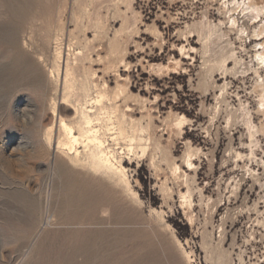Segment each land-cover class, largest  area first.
I'll return each mask as SVG.
<instances>
[{
  "label": "rangeland",
  "instance_id": "374dc122",
  "mask_svg": "<svg viewBox=\"0 0 264 264\" xmlns=\"http://www.w3.org/2000/svg\"><path fill=\"white\" fill-rule=\"evenodd\" d=\"M14 1L0 0V264H264V115L241 48L260 23L241 16L247 0ZM232 50L243 61L224 70ZM78 80L118 94L126 136L142 139L129 154L100 124L129 187L55 148Z\"/></svg>",
  "mask_w": 264,
  "mask_h": 264
},
{
  "label": "bare ground",
  "instance_id": "6f19581e",
  "mask_svg": "<svg viewBox=\"0 0 264 264\" xmlns=\"http://www.w3.org/2000/svg\"><path fill=\"white\" fill-rule=\"evenodd\" d=\"M18 1H20V0H18ZM18 1L16 0L17 3L13 4V7H14V5L17 7L16 4H19L21 2V1L20 2H18ZM31 1L32 0H24V4L26 6H28V7H26L27 9L30 7L29 5L31 4ZM40 1H42V0H40ZM236 5L238 8H241V11H240L241 16L244 18H247L248 21L252 22L251 25H254V24L258 25L260 23V26H255L253 28L251 36H249V34H247V38L250 39L249 44H252L251 49H249L247 51L245 46L244 45L242 46V44H241V48H242V51L244 53L243 54L244 57L246 55H248L250 52L252 53V56H250V58H251L250 62L253 64V72H254L255 76L257 77L256 85H257L258 90H259L258 112H260L261 114L264 115V16L262 17V15H264V0H247V2L242 1L241 4L236 3ZM20 6L23 8L22 4ZM30 9L32 10V8H30ZM30 9H28V11ZM47 9L49 10L50 8L48 7ZM18 10L19 9L16 10L17 15L20 14V16L16 15V17H21V15H23V13H21L23 10L22 9H21V11L19 10L20 11L19 13H18ZM12 12L13 11H11V13ZM37 12H38V10H37ZM228 12H230V11H228ZM31 13H32V11H31ZM15 14H16V12H14V16H15ZM32 14L30 16H32ZM23 16H22V18H24ZM30 16H29V20H30ZM33 17H34V20H33V18H31V19L34 22L37 21V23L41 18L40 16L38 18L35 17V14L33 15ZM46 17H48V16H46ZM96 19H98V18H96ZM99 19H100V17H99ZM19 20L20 21H26L25 19H23V20L19 19ZM14 21H16V20H14ZM100 21H101V19H100ZM32 23L33 22H31V24ZM228 23H229L231 28H236L238 33H244L245 32V30L243 28H240L238 30V27H239L238 26L239 25L238 19L234 17V14H232L231 16L228 17ZM29 24H30V22H29ZM234 52L235 51L232 50L231 52H229V55L222 60L221 64H222V67L224 68V70L227 69V66L231 63V60L234 61L235 65L237 63H240L243 61L242 58L235 57ZM74 55L75 56L80 55V52H76V54H74ZM75 60H77V59H75ZM74 65H75V63H74ZM73 74H74V69L72 68V64H69L68 59H66V61H65V89H66V91L69 89L68 88L69 87L68 77L73 75ZM79 83H80V89L79 90L72 89L70 91V92H72L71 97H73L74 104H76L79 107L77 109L78 112L75 113L76 114V119H75L76 121L73 124H67L65 122L64 118H60L59 122L57 121L58 125H56V126H57L58 130L61 132L63 139L59 140L57 142L55 148L57 149V151L59 150L62 153H65L67 156H71L69 158H71V160L73 162L84 163V164L88 163L95 172L101 174L102 176L107 177L108 179L114 180L116 183L123 184V185L129 187V182H128V178L126 175V169L123 167V165L121 164L120 161L116 160L115 152L110 149V147L106 144V141L104 140L103 136H101L100 124L104 122L105 124H107V126L108 125L111 126L110 128L108 127L105 130H106V132L107 131L111 132V134L113 136H115L113 138L114 140L117 137L129 138V147L127 148V153H129V154L132 153L133 143L135 141L141 142L142 139L140 137L135 139L132 136H129V137L126 136V131L124 128V126L126 124L125 114L121 113L120 116L117 114V112H118L117 100L119 98L118 94H115L110 98H107L105 96L106 95V92H105L106 85L105 84H103V86L99 88L94 83H89V82H84V81L83 82L79 81ZM91 90H94L96 93L95 97H93V98H90V95H89V92ZM103 99H106L108 106H104V107H101L99 109L94 108V105L101 103V101ZM88 106H90V108H88ZM125 108H126L125 111H131L129 106H126ZM141 132H142V130H141ZM117 139H119V138H117ZM76 146H81L82 150L79 151L78 149H76ZM141 150H142V152H144V148H142ZM61 162H64V161H61ZM56 163L57 164L55 166H57V170L59 171L58 175L60 174V172L61 173L63 172V174L66 173V169H64V168H66V166L64 167V165H61L60 162H56ZM63 174L60 175V178H61L60 182L63 179V177H61V176H63ZM77 174H79V173H77ZM77 176H76V178H77ZM79 177H78V179H79ZM73 178H74V176H73ZM67 180H65V181L63 180L62 182L66 183ZM76 182L78 183L77 180H76ZM70 183H69L70 192H73L74 196L77 193L79 194V192H80L79 187H81V185L79 187H77L78 185L77 186L75 185L76 184L75 181L73 183V179H72V185ZM66 188L68 189V183H66ZM66 188H63V189H65L64 194H66V191H67ZM82 189H83V187H82ZM84 190H82L80 193L82 196L86 195V194L85 195L82 194V192ZM75 192H77V193L75 194ZM83 193H85V192H83ZM62 196L64 197L66 195H63V193H62ZM67 196H68V198L70 196L68 194V192H67ZM70 198H71V196H70ZM66 200H67V197H66Z\"/></svg>",
  "mask_w": 264,
  "mask_h": 264
},
{
  "label": "trees",
  "instance_id": "16d2710c",
  "mask_svg": "<svg viewBox=\"0 0 264 264\" xmlns=\"http://www.w3.org/2000/svg\"><path fill=\"white\" fill-rule=\"evenodd\" d=\"M185 115H186L187 117H189V115H188L187 113H185Z\"/></svg>",
  "mask_w": 264,
  "mask_h": 264
}]
</instances>
